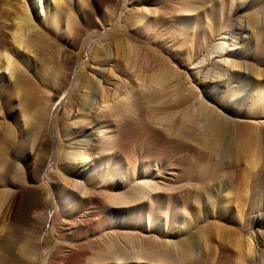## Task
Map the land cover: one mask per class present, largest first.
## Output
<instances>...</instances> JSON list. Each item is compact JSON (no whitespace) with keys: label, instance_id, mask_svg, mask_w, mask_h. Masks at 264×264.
<instances>
[{"label":"rangeland","instance_id":"374dc122","mask_svg":"<svg viewBox=\"0 0 264 264\" xmlns=\"http://www.w3.org/2000/svg\"><path fill=\"white\" fill-rule=\"evenodd\" d=\"M77 1L72 0L71 9L73 8L74 12L70 11L69 19L72 18L70 22L67 20L70 25L65 26L64 29L66 19L63 23L60 21L59 27L66 31H57L50 37L48 36L38 54L42 56V59L44 57L45 72L36 75L37 83H34V86L31 85L32 92L30 90V93L35 97L37 96L36 98L31 97L32 99L35 98L33 99L35 103H38L34 104L36 108L32 105L33 108L23 114L16 112L17 105L15 107L8 106L5 107L3 114L0 113V122L3 123L2 131L4 130L2 134L10 139L4 148L5 153L4 150L0 151V264H64L60 259H57V256L64 251L67 243L63 235L55 232L56 227L58 228V221L56 224H52L54 218L51 221V216L55 217L57 213L59 220L65 218V213L60 204V196L67 194L68 197L73 198V194H75L74 180L80 181L69 172V164L63 160L62 145L67 143L65 134L68 131L66 127L75 130L73 121L77 112L75 106L67 112L68 107L66 106L73 95L82 94L85 89H88L85 86L92 85L94 77L97 78L98 84L93 88L96 91L92 92L95 100L99 98L101 93L110 94L109 85L114 79L121 76H128L129 79H132L134 86H137L136 84L143 79L147 85L155 80L151 85L157 84L155 87L163 85L167 87L166 93L171 94L172 100L173 98L177 100L178 97L179 100L181 99L180 107L182 108L179 107L178 113L175 115L176 121H179L180 118L179 130L174 127L172 132H161L158 136L153 135L156 140L151 153V162L159 164L160 167L163 163V168H167L160 172L163 176L158 178L160 185L174 187V190L165 192V196H171L174 200L172 202L175 203H166L163 206L161 217L164 220V228L160 230L154 227L153 229L148 227H146L147 229L144 227L127 228L128 230L122 228L121 233L139 235V237L160 235L165 238L163 240L171 239L178 241L179 244H181V240L182 242L188 238L189 241L191 240L189 249L187 248L185 252L180 251V254L175 253L177 254L175 259H178L175 260L176 262L169 263L170 260H167L168 263L163 264H264V107L256 106L255 115L249 117L228 112L229 108L236 109L241 102L248 99L250 90L253 91L258 77L264 79V0H219L222 9L220 12L218 11L217 21L233 24V26L235 24V29L231 27L233 36H239L241 32L236 24L241 21L242 26L244 24L247 26L249 15L254 14V10L255 14H257L256 11L260 13L258 21L255 23L257 30L252 32L251 28L249 31L242 32L241 40L238 43L235 42L237 49L234 52L228 51L234 58L244 45V41L247 40V36H251L252 41L248 42L247 53L242 58L246 62L242 65L244 72L242 73V70L234 71L235 66H232L226 68L228 70L225 72L224 70L221 71L224 75L221 72L220 74L217 73L218 76L214 75L216 71H220L215 62L224 55L225 51H222L219 57L217 56L218 53L210 55L207 53V46L205 51L200 52V55H195L194 62L198 60L196 63L199 65L194 63L195 68H191L194 66L191 64L193 58L191 55L193 54L190 55L189 53L188 55L183 48L181 50L178 43H165L162 37L156 38L157 33L153 30L147 29L145 30L146 33L141 32V26L138 23L136 25V22L133 21L135 12H139L142 8L170 6L177 3L178 0ZM210 4L211 2L204 9ZM230 6L232 7L230 8ZM227 14L231 17L229 16V19L225 20ZM4 31L8 36L7 38L10 39L9 32ZM218 33H222L220 26L215 31V38L219 37ZM105 42L107 43V51L103 54V61H101L95 52L98 50L97 48H101L100 44ZM131 45L136 46L135 48H138L137 50L142 53L141 59L147 56L150 62H153L147 68L143 65L146 70L144 68L140 70L139 67L135 71L134 68L127 66L129 57L126 54ZM212 58L213 60H211ZM200 59H203V64ZM141 61L143 62L144 59ZM98 67L105 68L101 73H98ZM200 67L201 69H199ZM212 69L218 70L214 72ZM248 70L250 74H247L246 71ZM207 71L211 73L208 74ZM174 73L179 74H177L176 79ZM199 73L201 75L208 74V77L217 79L206 87L209 90V96L206 98L201 93L199 99L202 102L207 101L210 104L209 108L212 105L213 108L211 107V109L214 111V107H217L218 114L223 117L227 118L226 116H228V119L223 121L221 125V134L218 137L221 138L218 139L219 143L216 141L213 156H211L213 150L210 152L207 148L211 141L208 139L209 136L205 135L207 132L209 134L214 132L213 130L218 126V122L220 123L221 117L218 116L217 119L213 116L212 118L216 119L215 123L213 122V126L208 129L207 126L211 124V120L210 118L205 120L200 115L201 106L199 101L195 99V94L198 92H195L196 89L192 91L186 87L189 84L198 85L194 79L200 76ZM48 74L51 76L50 79ZM226 76L227 78H224ZM218 77L222 79H218ZM178 79H180L182 86ZM233 79L238 80V82L231 83L230 81ZM175 80L177 83L179 81L178 84L181 87L179 85L174 86ZM159 81L163 84L160 85ZM41 82L45 85L42 88L39 86ZM60 85H62L61 88ZM101 85L105 86V93L99 92ZM230 85H236L232 87V93L229 89ZM66 86L67 88L63 90ZM37 87H39L38 92L36 91ZM136 88L134 89L136 90ZM173 88H177V92L175 91L177 95ZM181 88L184 90L181 91ZM172 90L173 92L170 93ZM224 94H227L229 98L226 109L216 103L217 99ZM6 96L8 98V93H5ZM11 97L9 95V98ZM14 98H11L12 101L17 103L18 100ZM225 114L226 116H224ZM22 117L38 122L39 130L37 129L38 131L36 130L37 132L35 131L34 134H29L28 126H25L24 131H22L26 135H30H28L29 141L18 140L24 136L20 135L19 127L22 123ZM133 119H124L122 125L134 124L132 121L136 119ZM2 120L5 121L2 122ZM181 121L184 122L181 123ZM6 124L7 126H4ZM63 124L66 127H63ZM154 127L162 131L161 126L154 125ZM202 128L206 132L202 131ZM10 129L12 130L10 131ZM82 129L85 130V134L91 131L88 125L83 126ZM91 133L90 138H96V134ZM153 136L152 138H154ZM242 142L243 144L246 142V145L250 143L247 147L250 150L253 148L251 153L254 152V159L252 155L251 160H255V163L258 162L255 164L257 166L249 162L253 167L248 162L245 163L243 159L237 160L239 154L235 152H237V146ZM207 149L210 154H208ZM41 158H45L47 161L42 169V173L45 172L42 178L44 181L40 179L38 181L34 177ZM82 182L86 188L96 186L92 178L83 179ZM226 192H228L229 207L224 206L225 199L223 196ZM184 215H187V218L191 217L190 226L186 230L182 229L179 224ZM173 219L176 220V223ZM216 225L219 226V231L221 230L218 233ZM110 234L112 235V233ZM249 237L252 238V250L247 255L244 254V251H239L236 248L235 241L241 238L246 242ZM116 243L123 246L122 238H118ZM244 255L245 257H243ZM72 261L77 264H86V259L79 260L74 256Z\"/></svg>","mask_w":264,"mask_h":264},{"label":"bare ground","instance_id":"6f19581e","mask_svg":"<svg viewBox=\"0 0 264 264\" xmlns=\"http://www.w3.org/2000/svg\"><path fill=\"white\" fill-rule=\"evenodd\" d=\"M77 2H79V0ZM210 2V6L204 9ZM71 4L72 0H0V22L2 21L0 24V113L3 114L5 107H15L17 105L16 112L24 114L26 111L33 108L32 105L38 104L33 100L37 96L35 97L30 93V90L32 92L31 85L37 83L38 79H36V75L45 72L43 64L45 61H43L44 57L42 59V56L38 54L40 49L43 48L48 36L50 37V35L57 33V31L63 32L65 26L70 25L68 24L72 18L69 19L70 11H73V8L71 9ZM231 7L232 6H230V8ZM221 9L222 4L219 0H178L177 3L170 6L163 7L161 5L142 8L139 12H135L133 21L136 22V25L138 23V25L141 26V32L146 33L145 30L147 29L153 30L157 33L155 37H162L165 43H178L181 50L183 48L188 55L189 53L190 55L193 54L191 55L193 57H191V64L193 65L198 61L196 60V62H194L195 55H200V52L202 50L205 51L207 46V53L210 55H212V53H218L217 56L219 57V54L225 51L222 57L219 59L216 57L218 60H216L215 65L220 71L215 69L218 70L215 72V70L212 69L215 72L214 75L218 76L222 70H224V72L228 70L226 69L228 67L235 66L234 71L237 70V72L242 70V65L246 63L242 58H244L245 53H247L248 42L251 40V36H247V40L244 41V45L234 58L228 51L234 52L237 49L236 43L241 40L242 32L245 30L249 31L251 28L252 32L257 30V25H255V23L258 21L260 13L256 11L257 14H255L254 10V14L249 15L247 26L245 24L242 26L241 21L236 24L241 32L239 36H233V34H231L233 33L231 32V27L235 29V24L233 26V24L217 21V14ZM229 16L230 15L227 14L225 20H228ZM65 19L66 23L63 26L64 29L61 30L62 27H59L60 21L63 23ZM67 20H69V22ZM218 26L222 28V33H218L219 37L215 38V31ZM249 26H251L250 29ZM4 30L9 32L10 39L7 38L8 36ZM226 37H228L227 40H224ZM236 38L237 40H235ZM100 45L101 48H97L98 50L95 54L103 61V54L107 51V43H101ZM131 46L128 47V49L130 48L129 50L126 48L128 50L126 55L129 57L128 60H126L129 68H134L136 71V69L140 67V70H143L141 68H144V66L147 68L153 63L150 62L146 55V57L141 59L142 53L137 50L138 48H135L136 46ZM41 54L43 55V53ZM104 57L106 56L104 55ZM212 57L214 58V56ZM213 58L211 60H213ZM143 59L144 61L142 62L141 60ZM203 59H200L202 60L200 61L202 64ZM201 63L200 65H202ZM116 65L118 66V64ZM104 68L98 67L97 72L101 73ZM191 68H195V65ZM209 68L206 69L209 70ZM199 69H201V67ZM170 72L173 73L172 70H170ZM207 72L208 74L211 73H209V71ZM243 72L244 69L242 70V73ZM246 72L250 74L249 70ZM177 74L175 75V79L179 75ZM208 74H200V76L194 79L198 85L189 84V86L186 87L189 88V90L192 89V91L196 89L195 92H198L195 94V99L199 101V105L201 106L200 115L205 120L207 118L211 120V124L208 123L209 125H206L208 129L215 123L214 121L216 119L212 118L213 116L216 118L218 116L221 117V121L219 120L220 123L218 122V126L213 130L214 132H211V134L207 132L205 135L209 136L208 139H210L211 142L210 146L207 145L209 146L207 148L212 152V150L216 148V143H219L218 139L220 140L221 137H218L219 134H221V125L223 121L225 122L226 119H228V116L225 114L224 116L227 118L223 117L218 114L217 107H214L215 112L211 109L212 105L209 108L210 104L207 103V101L205 102L204 100L203 102L205 103H203L202 100L199 99L201 93L207 98L209 96V90H207L206 87L209 83H213L215 80L217 81V79H212L211 76L208 77ZM221 74L224 75L222 72ZM48 76L50 79L51 76L49 74ZM221 77H218V79H222ZM224 78H227V76ZM260 78H257L253 91L250 90L248 99L241 102L236 109L229 108L228 112L249 117L255 115L256 106L264 107V79ZM143 80L136 84L137 86H134L132 79H129L128 76L116 78L112 83L110 81V94L101 93L99 98L94 100V94L92 92L95 89L93 90V88L98 85L97 78L94 77L92 85L85 86L88 89H85L82 94L73 95L68 101L66 106L68 107L67 112L71 110V107H77L76 118L73 121L75 130L67 128L63 124V127H66L68 132L65 134L67 143L62 145V154L64 155L63 160L69 164V172L80 179V181L74 180L73 186L75 187V194H73V198L70 196L68 197L67 194L60 196V204L65 213V218L59 220L60 218L57 213L55 217L51 216V221L52 218H54L52 224H56L58 221V228L56 227L55 232L63 235L67 243L64 251L57 256V259H60L64 264H77L72 261L73 256L79 260L86 259V264H163L168 263L167 260H170L169 263H174L176 262L175 260H178L175 259L177 258L175 256L177 254L175 253L178 252L180 254V251L185 252V250L191 246L192 242L190 243L191 240L189 241V238L188 240H184V242L181 240V244H179L178 241L171 239L163 240L165 238L160 235L139 237V235L121 233L122 228L126 230H128L127 228L143 227L144 229L146 227L149 229H153V227L159 230L163 229L164 220L161 217V215H163V206L166 203H175L172 202L174 200L171 196H165V192L174 190V187L171 185L163 187L160 185L158 179L163 177L160 172H163L162 170L167 168H163V163H161V167L157 163L153 164L151 162V153L152 149H154L156 140L154 137L155 135L158 136L161 132H172L171 130L174 129V127L178 129V126L181 125H178L180 118L179 121L175 120V115L178 113V108L181 106V99L179 100L178 97L177 100L179 101H177L173 98V102L171 94L166 93L167 87H164V85L155 87L157 85L156 83L155 86L153 84L151 85V83L155 81L153 79V82L151 81L150 83V87V85H147ZM178 80L180 81V79ZM234 81L233 79L230 82L232 83ZM159 82L160 85L163 84L161 81ZM235 82H238V80ZM178 83L176 81V85L173 84L174 86H178ZM42 84L41 82L39 85L41 88L45 86ZM201 85H203L202 88ZM61 86L62 85L59 87L61 88ZM181 86L179 85V87ZM233 86L236 85L229 86L231 93L233 91ZM136 87L138 88V92ZM38 88L39 87H37L36 91ZM66 88L67 86L63 88V90ZM134 88H136V90ZM182 88L181 91L184 90ZM99 89V92H104L106 88L101 85ZM176 89L177 88L174 89V93L177 95ZM172 92L173 90L170 93ZM5 93H8V98L7 96L5 97ZM9 95L15 97L14 99L18 100V102L14 103L11 99L12 97L9 98ZM185 95L184 92V97L186 98ZM32 96L35 98L32 99ZM90 96L91 98L89 99ZM218 99L216 103L220 104L223 109H226V104L229 101L227 94H224ZM25 118L26 117H22V123L19 125L20 135L24 136H21L18 140L29 141L28 135L34 134L39 126L37 121L33 122ZM133 118L136 120L132 121L134 122V124L132 123L133 125L131 124L132 126L130 123L126 126L122 125L124 119L130 120ZM4 121L2 120V122ZM183 122L184 121H181V123ZM2 125L3 123L0 122V151L6 148L7 142L10 140L7 138L8 136H3L2 132L4 130L2 131ZM85 125L91 128V131L87 134H85V130L82 129ZM154 125L161 126L162 131L159 130V128V131L155 129ZM4 126H7V124ZM25 126H28L27 129L29 130L28 132H30L27 135L22 132ZM6 128L8 129V127ZM12 129H10V131ZM202 131H204L203 128ZM91 132L96 134V138H90ZM204 132H206V130ZM192 133L194 136V131ZM152 136L154 138H152ZM246 144V142H244V144L242 142L237 146V152H235L239 154L237 160L241 161L243 159L245 163L248 162V164H251L249 162H252L254 163L253 165H255L258 162L255 163V160H251L254 153H251L253 148L251 150L248 149L247 146L250 145V143L248 145ZM3 152L5 153V150ZM213 153L214 150L211 156H213ZM208 154L210 153L208 152ZM252 158L254 159V155ZM46 162L45 158H41L38 163V170L36 171V176H34L38 181L39 179L43 180V173L45 172L42 173V169ZM88 178H92V181L96 185L93 186L94 188L85 187L82 180ZM223 197L225 199L224 206L229 207L228 192H226ZM176 206L177 205H175V207ZM187 217V215H184L182 222H179L181 228L185 230L190 226L191 217ZM174 219L173 221L176 223ZM222 223L221 225H223ZM174 226H176V224H174ZM218 227L219 226L216 228L218 229L216 230L217 233L219 231ZM110 233H112V235ZM120 237L122 238L123 246H119L116 243V240ZM235 244L239 251H244V254L250 253L252 250L251 237H249V240L247 238L246 242L239 238V240L237 239L235 241ZM243 257H245V255Z\"/></svg>","mask_w":264,"mask_h":264}]
</instances>
